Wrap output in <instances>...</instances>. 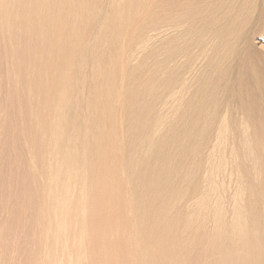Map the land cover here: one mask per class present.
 <instances>
[{"label": "bare ground", "instance_id": "6f19581e", "mask_svg": "<svg viewBox=\"0 0 264 264\" xmlns=\"http://www.w3.org/2000/svg\"><path fill=\"white\" fill-rule=\"evenodd\" d=\"M0 264H264V0H0Z\"/></svg>", "mask_w": 264, "mask_h": 264}]
</instances>
